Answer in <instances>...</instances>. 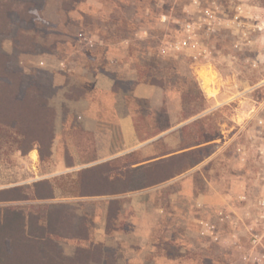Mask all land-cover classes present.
Segmentation results:
<instances>
[{"label": "rangeland", "instance_id": "1", "mask_svg": "<svg viewBox=\"0 0 264 264\" xmlns=\"http://www.w3.org/2000/svg\"><path fill=\"white\" fill-rule=\"evenodd\" d=\"M209 8L217 10L220 22L214 29L208 26ZM45 11L56 19L47 21ZM99 11L107 14L106 23H99ZM42 13L49 26L42 29L39 23V31L29 33L37 38L35 54L18 53L10 38L0 43L3 55L26 75L57 78L54 104L90 91L85 78L96 67L108 63L117 67L128 57L121 47L98 48L95 31L104 27L113 41L133 40L130 67L140 71L141 79L163 85L166 92L160 109L147 102L139 105L140 135L146 137L155 127L174 129L147 149L137 144L136 152L148 158L165 150L195 151L183 163L192 167L165 185L146 188L152 177L141 170L134 174L135 208L129 211L127 231L113 232L115 203L108 208L105 226L107 205L102 200L71 201L90 225L91 235L92 230L96 233L85 242L60 240L64 254L72 257L78 247L96 246L106 256L93 264H256L255 257L264 264V238L257 245L253 242L264 232V221L259 222L263 214L259 202L264 198V0H46ZM189 23L197 26L195 40L208 57L172 47L186 38ZM139 29H146V39L137 36ZM207 66L218 75L214 95H207L199 78ZM195 83L206 108L185 119L203 104L192 101L197 96ZM52 98L49 106L56 111ZM56 119L57 113L55 128ZM111 129L114 150L121 136L116 126ZM17 140L22 139L13 132L0 133V190L53 178L50 160L42 162L37 148L32 151L38 152V162L28 155L32 151L23 155ZM188 145L192 146L184 149ZM102 183L97 185L100 190ZM149 202L152 210H146ZM44 203L30 199L0 202V207L28 210ZM203 222L215 224L217 236L203 234Z\"/></svg>", "mask_w": 264, "mask_h": 264}, {"label": "trees", "instance_id": "2", "mask_svg": "<svg viewBox=\"0 0 264 264\" xmlns=\"http://www.w3.org/2000/svg\"><path fill=\"white\" fill-rule=\"evenodd\" d=\"M45 2L46 0H0V40L4 37L10 38L18 53L35 54L38 51L37 38L29 33H37L39 23L44 25L42 29L49 26L42 13ZM118 19L120 18L116 17L117 21ZM53 79L50 74L42 78L26 75L22 68L14 65L8 55H3L0 43V133L13 132L16 137H21L22 140L15 142L18 143L17 148L23 155L37 148L42 162L50 160L55 137L56 111L49 106L50 99L56 93ZM146 82L157 85L156 82ZM194 88L197 90V96L193 97L192 101H200L203 104L195 111L185 114V119L196 116L206 108L204 95L197 83ZM136 128L140 139L147 140L166 131L169 126L155 127L146 137H141L136 117ZM73 137L81 144L82 155L92 158L95 152L93 137L81 132L74 133ZM191 146H184V149ZM194 152L190 150L174 154L165 150L148 158L143 157L140 152H134L124 159L95 165L81 171L75 184L71 183L73 185L71 190L74 191V195L88 197L119 193L133 185L132 178L140 170L146 172V177H152L146 188L156 186L190 169L192 165L185 166L183 163ZM133 164L135 168H132ZM101 181L103 190L97 188ZM66 184L71 186L69 182ZM54 186L53 182L45 179L28 187L0 190V202L17 203L30 199L46 202L41 206H32L28 210L17 205L0 207V264L102 262L106 255L96 246L78 247L72 257L64 254L59 245L60 240L85 242L91 237V232L85 219L80 218L71 205L53 202ZM107 186L116 188L114 191L106 190Z\"/></svg>", "mask_w": 264, "mask_h": 264}, {"label": "crops", "instance_id": "3", "mask_svg": "<svg viewBox=\"0 0 264 264\" xmlns=\"http://www.w3.org/2000/svg\"><path fill=\"white\" fill-rule=\"evenodd\" d=\"M106 16V13L99 11L98 20L100 24L106 23ZM44 17L47 21H54L53 19H56L54 16L47 15L46 11ZM109 19L110 17L107 21ZM95 35L100 40L98 48L109 50L113 47H121L124 53L128 54V57L125 56V59L122 60L117 67L108 63L107 65L111 66V69L106 68L107 65L104 67H96L91 76L85 78L92 88L90 91L81 94V96L63 101L61 104H58V106L53 102L55 96L52 98L51 103L56 107L57 119L55 137L49 161L52 163V169H54L51 171L53 178L49 180L55 185V199L53 202L71 205L80 218H83V216L78 213L79 210L71 201L84 199L102 200L107 205L104 218L105 222H103L105 226H107L108 208L111 203H115L117 205V210L113 217L115 223L113 232L127 231L129 225V211H133L135 208V188L133 185L119 193L88 197L74 195V191L71 190L73 187L72 184L73 182L75 184L81 171L95 165L124 159L136 152L137 144V147L141 148L146 145L147 149L152 141H156L157 138L160 139L167 133L166 131L173 130L174 128L173 125L170 126V129L168 128L166 131L158 134V137L155 136L147 140L146 138L140 139L136 128V117L140 114L138 113L139 105L141 102L145 104L147 102L150 107L156 110L160 109L165 105L166 92L161 86L148 83L146 80L141 79L140 71L137 68L130 67L132 61L130 53L134 50V46L132 45L133 40L123 37L117 41H113L106 36L107 32L104 27L97 29ZM137 36L146 39V29L137 30ZM130 42L132 43L130 44ZM124 82H127L129 86H123L121 83ZM53 83L57 86L56 77L53 79ZM63 106L67 108V111H63ZM112 126L117 127L121 136V144L119 148H115L114 150H112V147H114ZM76 132L86 133L93 137L92 143L95 152L92 158L82 155L80 151L81 144L76 142L73 137ZM28 155L36 157L35 162H38L37 151H34V153L32 151ZM34 167H36V165H34ZM132 168H135L134 164ZM76 171L77 174H75ZM177 178L176 176L171 180ZM66 182L72 183L71 186H67ZM161 184L165 185V182ZM178 194L179 192L176 191L175 195ZM153 201L154 200H152V202ZM151 204L152 203L149 202L146 205V210L151 209ZM162 206V202H159L158 207L163 208ZM88 227L90 228L89 224ZM104 228L105 232L108 233L106 227ZM94 233L96 232L92 230V235Z\"/></svg>", "mask_w": 264, "mask_h": 264}, {"label": "built area", "instance_id": "4", "mask_svg": "<svg viewBox=\"0 0 264 264\" xmlns=\"http://www.w3.org/2000/svg\"><path fill=\"white\" fill-rule=\"evenodd\" d=\"M207 20L210 29L211 28L214 29L218 25H220L216 9L214 10L213 8H209V11L207 12ZM185 32L187 33L186 38L184 37L178 43L172 44V47H174L177 50L193 49L195 52L197 50L199 56H202L203 58L208 57L206 54L203 53L202 48L199 47V43L195 40L197 35V26L191 23L186 24ZM259 207H261V210L263 211V214H260V218H259V222L262 223L264 221V198L260 200ZM221 220L225 221V218L222 217ZM206 233H210L212 236L214 235L217 236L218 232L216 231L215 224H212L210 222H203V234ZM263 238H264V232L262 233L261 237H259L258 235L255 236L253 242L257 245ZM247 256H245V259L248 258ZM255 263L262 264L261 259L259 257H255Z\"/></svg>", "mask_w": 264, "mask_h": 264}, {"label": "bare ground", "instance_id": "5", "mask_svg": "<svg viewBox=\"0 0 264 264\" xmlns=\"http://www.w3.org/2000/svg\"><path fill=\"white\" fill-rule=\"evenodd\" d=\"M202 86L207 95H214V86L217 85L218 75L210 66L204 67L202 72L199 74Z\"/></svg>", "mask_w": 264, "mask_h": 264}]
</instances>
